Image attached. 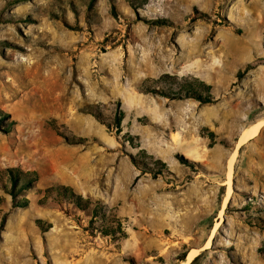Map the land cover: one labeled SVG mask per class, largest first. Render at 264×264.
<instances>
[{
	"label": "rangeland",
	"instance_id": "rangeland-1",
	"mask_svg": "<svg viewBox=\"0 0 264 264\" xmlns=\"http://www.w3.org/2000/svg\"><path fill=\"white\" fill-rule=\"evenodd\" d=\"M263 117L264 0H0V264H264Z\"/></svg>",
	"mask_w": 264,
	"mask_h": 264
},
{
	"label": "trees",
	"instance_id": "trees-1",
	"mask_svg": "<svg viewBox=\"0 0 264 264\" xmlns=\"http://www.w3.org/2000/svg\"><path fill=\"white\" fill-rule=\"evenodd\" d=\"M132 1V0H129ZM212 88L210 85L200 80L178 82L176 90L170 92H161L166 98L172 100H184L194 99L203 104L213 103L215 98L212 94ZM149 91V90H146ZM210 139L214 143V134H209ZM3 176L6 178L5 182L0 184V188L4 190L12 199L17 203V207H26L29 204L28 199H21L18 201L19 195L36 185L38 181L35 173L24 172L19 168H9L4 171ZM44 197L41 200L42 204H45L49 198L58 199L59 201H65L76 205L80 209H85L90 206V202L85 200L81 195L77 194L73 189L66 186H56L46 189ZM106 210L105 207L97 205L93 210L92 219L90 224L94 225L100 220H105ZM38 225L43 231H46L44 222L38 220ZM185 261V259H181Z\"/></svg>",
	"mask_w": 264,
	"mask_h": 264
},
{
	"label": "bare ground",
	"instance_id": "bare-ground-1",
	"mask_svg": "<svg viewBox=\"0 0 264 264\" xmlns=\"http://www.w3.org/2000/svg\"><path fill=\"white\" fill-rule=\"evenodd\" d=\"M264 129V117L263 119L253 123L249 127H246L243 129L239 140L237 142V148H242L252 140L258 139L260 135L262 134V131ZM233 159L230 160L228 164V175L231 177L233 172ZM230 179V178H229ZM197 250H191L189 251L187 258L185 261H183L181 264H190L197 256H198Z\"/></svg>",
	"mask_w": 264,
	"mask_h": 264
}]
</instances>
